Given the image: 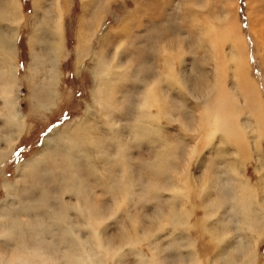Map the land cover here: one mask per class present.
<instances>
[{"label":"bare ground","instance_id":"1","mask_svg":"<svg viewBox=\"0 0 264 264\" xmlns=\"http://www.w3.org/2000/svg\"><path fill=\"white\" fill-rule=\"evenodd\" d=\"M190 1L193 3L189 8L197 7L199 10L207 2L204 0L195 4L196 0ZM52 4L54 12L48 11L47 7L43 11L45 17L42 14L38 21H33L36 15V11H33V22L27 39L30 56L20 79L18 64H15V46L18 25L22 19L17 18L21 3L20 0H0V21L9 29L6 33L0 32L1 168L25 128L23 115L17 110L16 96L23 82L29 90V103L34 108L48 110L49 106L54 107L56 104L63 42V8L66 5H60L59 0H54ZM87 6L83 7L75 31L77 68L81 64L83 50L89 52L90 46V37L85 36L88 34L87 22L83 19ZM203 18V21L197 22L198 26L202 24L201 31L204 34H216L217 22L209 20L211 16L203 15ZM148 21L154 25V39H162L163 25L153 20V17ZM96 27L94 35L100 30ZM38 32L40 34L37 35ZM251 37L258 52L263 43L259 45V39L252 34ZM244 41L241 44L235 41L228 54L232 60L230 71L221 67L223 53H214L213 78L195 95L204 100L200 112V127H204L201 139L210 143L212 137L219 136L221 139L212 144L214 147L211 150L221 151L226 146L224 150L228 152L227 157L222 158L221 154L214 152L210 155L211 166L216 161L221 162L215 164L216 169H221L220 173L213 174L212 171L213 183L208 175L204 177L203 185L194 174V188L190 190L184 178H188L191 172L190 157L195 156L197 147L193 148L181 171L175 173L177 185L173 189L175 195L169 196L168 211L160 207L145 215L148 221L143 224L146 223L149 229L166 218L173 228L189 227V230H193L192 206L182 207L183 202H178V198L182 194L187 196L186 201L189 202L190 194L194 193L197 208L199 211L202 209L195 225L199 226L200 234L206 233L209 236L210 257L208 254H198L196 248L195 253L184 251L181 259L188 258L187 261H180V264H204L207 259V264H255L257 243L261 235H264V205L258 203L257 191L248 180L234 178L241 174L245 157L247 162L254 161L259 182L262 181L261 188L264 184V156L260 150L261 140L264 139V103L256 83L248 75L249 49ZM149 49L147 53H133L130 60L137 64L136 71L132 66L127 68L130 60L120 56L119 51L115 56L105 54L100 49L93 51V87L89 91L90 101L85 104L80 122L70 128L53 127L43 137L34 154L16 165L14 179L6 181L2 187L4 197L0 200V234L8 242L0 243L6 248L0 251V264H131L123 262L127 255L125 251L118 256L117 250L124 246H128L129 252L133 251L132 254L136 255V264H163L155 257L150 258L142 251L131 249L132 238L127 228L123 227L116 237L109 236L107 229L120 223L121 215H130L129 204L124 202L126 196L129 197L128 201L133 200V204L138 202L131 183V176L138 174H133L129 169L128 164L135 168L129 163L131 152L129 148H124L126 145L120 138L128 132L135 142L145 138L148 143H154L150 139L154 133L156 141L161 144L157 133L160 117L172 119L173 114L181 115L180 105L173 97L172 84H168L171 75L169 70L174 71L171 58L166 56L167 52L155 54ZM161 49L167 50L165 46ZM134 71L136 82L129 78ZM230 79L234 88L226 85ZM114 92L120 93V98L114 96ZM242 104L246 107L243 108ZM239 112V117L245 118L241 127L237 122ZM201 146L199 144L198 148L201 149ZM112 152H116V155ZM201 156L204 158V154ZM199 159L196 160V166L201 164ZM226 168L230 169L231 174ZM162 171L156 170V173L161 174ZM165 180L167 182V178ZM219 196L224 205V216L209 212L211 208L221 210V203L216 199ZM175 207L181 208L176 210ZM230 215L236 219L238 227L233 234L227 222ZM110 220L115 222L108 225ZM223 222L226 223L219 225ZM253 233L258 235L253 237ZM233 238L236 241L229 248ZM115 239L122 245L116 246ZM141 239H147L150 245V235L146 228L142 230ZM177 240L183 245L187 239L182 234L181 239ZM195 242L197 240L190 239V244ZM109 250L114 253L108 255ZM170 258L172 260L168 264H177V257L175 261L174 256ZM261 264H264V255Z\"/></svg>","mask_w":264,"mask_h":264},{"label":"rangeland","instance_id":"2","mask_svg":"<svg viewBox=\"0 0 264 264\" xmlns=\"http://www.w3.org/2000/svg\"><path fill=\"white\" fill-rule=\"evenodd\" d=\"M53 1L20 0V16L18 15L17 18L22 19L18 25L15 46V64H18L20 79H22L21 76L24 74L30 56L27 39L31 24L34 20L41 19L42 14L45 13L43 11L47 7L48 11L54 12ZM203 1L196 0L194 3L198 4ZM191 3L193 2L190 0H59L60 5H66V8H63V42L59 63L60 81L57 88L59 94L55 99L56 104L54 107L49 106L48 110L34 108L29 103V90L22 80L23 85L16 96L17 110L23 115L25 128L15 145L16 147L14 146L11 154L5 159L4 166L2 168L0 166V200L4 197L2 188L4 183L14 179L16 165L34 154L41 145L43 137L53 127L69 126L70 128L82 119L85 104L90 101L89 91L93 87L91 80V67L95 60L93 51L100 49L104 51L103 53L111 56H115V53L119 51L120 56L132 60L134 52L147 53L150 47L155 54L157 52H167L166 56L171 58V66L174 71L169 70L171 75L168 78V84H172L173 97L180 105L181 115L173 114L172 119L160 117V128L157 133L161 144L156 141L154 133L150 135V139L155 141L154 143H148L145 138L135 142L128 132L120 138V141L126 145L124 148H129V152H131L129 163L135 168L128 164L129 169L133 174H138L131 176V183L135 189V199L137 198L138 202L133 204V200L128 201L129 197L124 198V202L129 204L130 215H121L119 218L121 222L117 223L119 226H109L107 228L108 234L116 237L123 227L127 228L128 235L132 238L130 240L132 242L131 249L142 251L147 257H155L163 264H168L172 260L171 256H174L173 261L177 257V264L180 261H187L188 257L181 259L182 254H185L184 251L195 253L196 248L198 254H208L210 257V251L208 252L209 242L207 241L209 236L206 233L200 234L199 226L195 225L197 216L201 214L202 209L199 211L197 208V198L193 192L190 194L189 202L186 201L187 196L182 194H179L178 198V202H183L182 207L192 206L193 230H189V227H184V229H181V227L173 228L166 218H162L163 222L155 224V227H151V229L143 222L148 221L145 215L153 213L157 208L162 207L168 211L169 196L175 195L173 189L177 185L175 173L181 171L193 148L197 147L196 152H194L195 156L190 157L191 172L188 178H184L187 180L190 190L194 188V174L203 185L205 184L204 177L208 175H210V180L213 183L212 171L213 174L220 173L221 169L215 168V164L221 163L220 161L214 162L215 164L211 166L212 156L210 155L213 152L221 154V158L227 157L228 152L224 150L226 146H223L221 151L211 150L214 147L212 144L221 139L219 136L212 137L210 143H206L201 139L204 127H200V112L204 100L195 97L213 78L215 52L223 53L221 67L225 71H230L232 60L228 54L235 41L241 44L243 39L245 40L247 49H249L247 52L248 75L256 83L258 93L264 103V37H262V35L264 36V0H207L205 7H200V10L197 7L189 8ZM85 5H88V9L83 16V19L87 22L88 36H85L90 37V46L88 48L89 52L85 53L86 51L83 50L84 53L80 57L81 64L77 68L75 63V31ZM1 11L2 8L0 7ZM33 11H36V15L32 21ZM203 15L211 16L212 18H209V20L217 22L216 34H204V31H201L203 29L202 24L199 23L198 26L197 22L198 20L203 21ZM43 17H45V14ZM151 17L163 25L162 39H154V25L148 21ZM47 23L51 25V22L47 21ZM96 26L100 30L94 35L93 32L97 28ZM155 29L157 30V27ZM8 30L7 26L0 21V32L6 33ZM159 32L161 34V28ZM251 34L259 39V45H261V42L263 43V47L259 46L260 52H256L257 47L252 42ZM99 44L100 47H98ZM211 44H213V47H211ZM162 46H165L167 50L163 51ZM238 47V51H240L241 48L239 45ZM120 49L122 52H127V54L124 53L125 55H123ZM40 52L43 51L40 50ZM131 60L127 68L132 66L133 70L136 71L137 64L131 62ZM135 71L129 76L132 82L137 81ZM230 80L226 85H228V88H234L232 80ZM114 96L120 98L121 94L114 92ZM238 100L242 99L238 98ZM242 106L243 108L246 107L244 104ZM239 114L240 112L237 114V122L241 127L245 118L244 116L243 118H241L242 116L239 117ZM261 142L260 150L264 156V139ZM199 144L202 145L201 149L198 148ZM163 145H165L164 148ZM221 146L222 144H220ZM115 153L112 152L111 154L116 155ZM203 154L204 158L201 156ZM198 157L201 164L196 166ZM243 158L245 162L242 163L241 174L234 178L242 177L244 181L248 180L257 191L258 203L264 205V184L261 188L260 183L262 181L259 182L258 174L254 169L255 163L254 161L247 162V159ZM146 164L151 166L146 167ZM161 169L163 170L161 172L162 176H160V173H156V170L160 172ZM165 178H167V182ZM248 190L250 191V189ZM180 208L175 207L176 210ZM209 212L220 215L218 208H211ZM114 222L110 220L108 225ZM145 228L150 235L151 243L149 246L147 239L139 240L142 230ZM180 233L187 239L183 245L181 241L177 240L181 239L182 234ZM257 235V233H253L252 236L256 237ZM190 239L197 240V242L190 244ZM106 240H108L107 237ZM1 242H8V240L0 234ZM120 244V241L115 239V245ZM128 248V246H124L122 249L117 250L118 256L125 251V255L126 253L127 255L123 262L136 264V255L132 254L133 251L129 252ZM5 249L0 244V251L2 252ZM256 252L255 264H261L264 255V235H261L258 240ZM113 253V250L108 251V255ZM208 262L207 259L204 264Z\"/></svg>","mask_w":264,"mask_h":264},{"label":"crops","instance_id":"3","mask_svg":"<svg viewBox=\"0 0 264 264\" xmlns=\"http://www.w3.org/2000/svg\"><path fill=\"white\" fill-rule=\"evenodd\" d=\"M221 204H220V207H221V210L219 211L220 212V215L221 216H224V205L222 204V200H221V198H220V196L219 197H217L216 198ZM223 218V217H222ZM221 218V219H222ZM228 226H229V231H230V233L231 234H233L234 232H235V229H237L238 227H237V223H236V219H234L231 215H230V218H228ZM224 223H226V222H223V223H221V224H219V225H222V224H224ZM234 241H236V239L235 238H233V241L231 242V244H229L228 245V247L229 248H232L233 246H234Z\"/></svg>","mask_w":264,"mask_h":264}]
</instances>
